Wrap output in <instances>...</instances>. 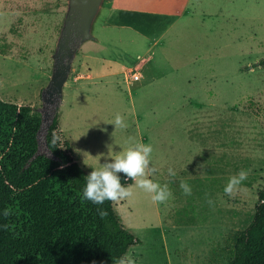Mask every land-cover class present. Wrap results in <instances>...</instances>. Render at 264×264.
<instances>
[{"label": "rangeland", "instance_id": "1", "mask_svg": "<svg viewBox=\"0 0 264 264\" xmlns=\"http://www.w3.org/2000/svg\"><path fill=\"white\" fill-rule=\"evenodd\" d=\"M67 7L68 0H0V98L48 117L39 132L42 152H48L46 121L57 106L74 151L95 163L88 173L111 162L113 151L152 145L156 171L148 178L167 184L172 195L157 204L134 181L124 185L132 196L114 208L140 242L123 259L230 264L235 234L252 220L264 187V66L258 64L264 0H192L191 12L156 42L148 41L147 29L139 34L104 24L100 8L94 38L78 47L58 106L59 98L47 100L44 90ZM137 69L141 79L131 76ZM116 114L127 128H115ZM241 169L248 177L229 197L224 187Z\"/></svg>", "mask_w": 264, "mask_h": 264}, {"label": "trees", "instance_id": "2", "mask_svg": "<svg viewBox=\"0 0 264 264\" xmlns=\"http://www.w3.org/2000/svg\"><path fill=\"white\" fill-rule=\"evenodd\" d=\"M258 64L264 66V57ZM57 108L45 134L48 152H42L41 113L0 98V264H113L140 242L114 202L100 206L108 212L101 219L98 206L83 198L89 173L74 157ZM118 175L123 186L132 182ZM258 196L264 200V187ZM230 264H264V204L256 203L252 220L235 234Z\"/></svg>", "mask_w": 264, "mask_h": 264}, {"label": "clouds", "instance_id": "3", "mask_svg": "<svg viewBox=\"0 0 264 264\" xmlns=\"http://www.w3.org/2000/svg\"><path fill=\"white\" fill-rule=\"evenodd\" d=\"M112 124H114L115 128L120 129H125L129 126L120 114H116ZM59 139L60 137L54 131L51 144L55 146ZM152 152L153 147L151 144L134 143L122 154L116 155L114 159H111V162L106 160L99 169H92L84 177L83 198L98 206L97 214L101 219L108 215L107 210L100 207L105 201L117 202L132 196L130 187H125L121 184L119 173H123L127 178L134 181L138 188L150 194L154 203L162 204L168 201L172 195L168 185H161L148 178L156 171L155 168L150 166ZM168 174L173 178L176 176V172L171 168H169ZM248 174V171L241 169L238 173L231 175L224 187V193L229 197H234L238 191L242 190V182L247 179ZM8 186L10 189L14 188L11 184ZM179 187L186 196L192 194V188L186 181L181 180ZM256 201L259 204H264V200H260L259 196L256 197ZM207 203L212 206L214 201L207 199ZM2 214L7 217L10 212L8 209H4ZM113 264H133V261L130 258L127 261L120 258L113 261Z\"/></svg>", "mask_w": 264, "mask_h": 264}, {"label": "crops", "instance_id": "4", "mask_svg": "<svg viewBox=\"0 0 264 264\" xmlns=\"http://www.w3.org/2000/svg\"><path fill=\"white\" fill-rule=\"evenodd\" d=\"M191 4L192 0H104L101 8H104L106 16H103L101 20L104 24L112 28H131L139 34H144L143 29H147L150 31V35L148 34L146 37L148 41L156 42L164 36L166 31L171 25L176 23L179 18L191 12ZM134 25H137L139 28ZM104 73L108 74L111 72L107 71ZM134 73L140 75L138 79L143 77L140 69H137L133 74ZM92 77L93 76L88 73L84 78L89 80V82H87L88 86L92 85V81H90ZM196 116L199 117L198 115ZM124 150L125 148L119 149L117 153H113V151L110 156L122 154ZM73 152L75 159L85 170L88 171L95 165L92 161L88 159L83 160L78 156L74 148Z\"/></svg>", "mask_w": 264, "mask_h": 264}, {"label": "water", "instance_id": "5", "mask_svg": "<svg viewBox=\"0 0 264 264\" xmlns=\"http://www.w3.org/2000/svg\"><path fill=\"white\" fill-rule=\"evenodd\" d=\"M103 1L68 0L67 11L64 15L63 24L53 53L54 65L51 77L48 86L44 90V94H49L47 100H52L54 97L59 98L57 102L58 106L62 99L63 86L72 69L73 59L78 47L83 41L94 38L92 26ZM45 118L48 119V117L42 116L41 128L44 127L43 120ZM49 123L50 119L46 121L45 133Z\"/></svg>", "mask_w": 264, "mask_h": 264}, {"label": "built area", "instance_id": "6", "mask_svg": "<svg viewBox=\"0 0 264 264\" xmlns=\"http://www.w3.org/2000/svg\"><path fill=\"white\" fill-rule=\"evenodd\" d=\"M132 76L135 77L136 79H138L140 75L138 73H134V74H132Z\"/></svg>", "mask_w": 264, "mask_h": 264}]
</instances>
